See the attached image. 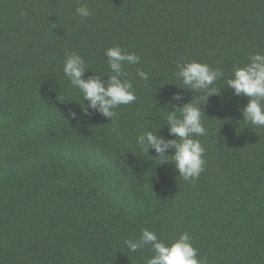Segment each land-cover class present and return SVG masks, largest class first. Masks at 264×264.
Returning a JSON list of instances; mask_svg holds the SVG:
<instances>
[{"label": "trees", "instance_id": "obj_1", "mask_svg": "<svg viewBox=\"0 0 264 264\" xmlns=\"http://www.w3.org/2000/svg\"><path fill=\"white\" fill-rule=\"evenodd\" d=\"M114 45L140 57L124 65L137 100L114 122L85 119L65 54L106 81ZM253 52L264 53V0H0V264H145L148 249L124 245L142 228L166 242L187 232L204 264H264V128L243 120L246 96L221 78L200 105L206 163L194 182L136 143L146 130L174 139L166 111L196 101L176 85L178 61L227 77Z\"/></svg>", "mask_w": 264, "mask_h": 264}, {"label": "clouds", "instance_id": "obj_2", "mask_svg": "<svg viewBox=\"0 0 264 264\" xmlns=\"http://www.w3.org/2000/svg\"><path fill=\"white\" fill-rule=\"evenodd\" d=\"M75 13L81 18L91 15L90 9L83 4L75 8ZM104 56L109 68L106 81L102 79L104 74L83 78L89 69L86 61L75 51L65 54L62 71L71 86L82 94L83 101H87V106L81 107V114L85 119L94 112L114 122L118 115L116 109L120 105H131L137 100L132 78L125 71L124 65H137L140 57L119 45L106 48ZM174 75L180 81L176 85L197 93L196 101L192 98L180 106L172 105V110L166 111V123L163 125L167 126L169 135L174 139H165L156 134L157 130H146L137 137L136 143L145 155L149 150H154L158 165L171 162L183 180L194 182L204 171L206 163L205 147L196 138L207 135L202 120V115L205 117V114L200 105L209 96L219 94L221 88L214 87L218 79L225 78V86L234 95L248 98L247 103L240 109L243 120L258 128H264V53L249 54L247 62L242 66L233 65L227 77L219 67L214 68L207 63L186 58L176 63ZM135 76L141 81L149 79L148 74L139 68ZM200 93H204L202 102L198 95ZM172 99L182 101L183 96L181 93H174ZM76 117V112H69V119L74 120ZM169 150H174L173 154L169 155ZM124 245L131 252L148 249L150 255L144 258L145 264H204L198 258V251L192 245L187 232L166 242L155 231L142 228L138 237L126 239Z\"/></svg>", "mask_w": 264, "mask_h": 264}]
</instances>
